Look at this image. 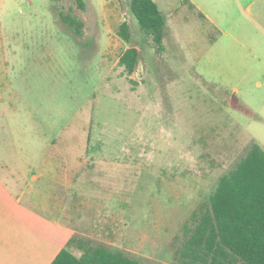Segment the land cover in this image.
Listing matches in <instances>:
<instances>
[{
    "label": "rangeland",
    "instance_id": "rangeland-1",
    "mask_svg": "<svg viewBox=\"0 0 264 264\" xmlns=\"http://www.w3.org/2000/svg\"><path fill=\"white\" fill-rule=\"evenodd\" d=\"M83 1L0 0V160L57 161L42 185L57 180V215L84 227L75 255L177 264L219 178L252 142L264 149V0H192L213 23L187 0H154L162 47L129 0Z\"/></svg>",
    "mask_w": 264,
    "mask_h": 264
},
{
    "label": "trees",
    "instance_id": "trees-1",
    "mask_svg": "<svg viewBox=\"0 0 264 264\" xmlns=\"http://www.w3.org/2000/svg\"><path fill=\"white\" fill-rule=\"evenodd\" d=\"M84 10L83 0H75ZM129 9L140 28L162 47L165 16L154 0H129ZM76 34L83 23L73 15H60ZM125 40L130 33L126 23L119 26ZM138 50L128 47L119 65L131 75L136 68ZM62 248L50 264H139L135 259L105 246L88 249L81 256ZM177 264H264V149L252 142L244 157L221 176L209 196L208 207L197 216L192 232L175 250Z\"/></svg>",
    "mask_w": 264,
    "mask_h": 264
},
{
    "label": "crops",
    "instance_id": "crops-1",
    "mask_svg": "<svg viewBox=\"0 0 264 264\" xmlns=\"http://www.w3.org/2000/svg\"><path fill=\"white\" fill-rule=\"evenodd\" d=\"M187 3L199 18L213 23L194 1ZM54 162L51 158L0 160V264H50L84 228L68 215L66 219L57 215L61 204L57 197L52 200L57 180L51 181L53 186L42 185L45 178L58 176L43 169L58 165Z\"/></svg>",
    "mask_w": 264,
    "mask_h": 264
}]
</instances>
